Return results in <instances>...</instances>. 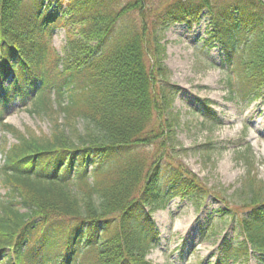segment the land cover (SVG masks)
<instances>
[{
	"label": "trees",
	"instance_id": "obj_1",
	"mask_svg": "<svg viewBox=\"0 0 264 264\" xmlns=\"http://www.w3.org/2000/svg\"><path fill=\"white\" fill-rule=\"evenodd\" d=\"M160 1L0 0V123L15 136L0 147L9 189L0 201V264H151L153 214L177 198L196 211L206 203L210 188L176 161L179 87L160 33L206 18L200 50L220 49L230 98L251 104L264 94V0ZM61 29L60 62L49 45ZM193 58L203 61L200 51ZM22 99L53 123L50 136L2 123ZM197 104L202 122L218 120L209 99ZM252 171L231 195L241 208L219 214L237 223L242 240L224 238L213 264H244L255 253L264 264V184ZM70 181L83 197L67 191Z\"/></svg>",
	"mask_w": 264,
	"mask_h": 264
},
{
	"label": "rangeland",
	"instance_id": "obj_2",
	"mask_svg": "<svg viewBox=\"0 0 264 264\" xmlns=\"http://www.w3.org/2000/svg\"><path fill=\"white\" fill-rule=\"evenodd\" d=\"M206 26L207 20L203 17L201 23L191 29L180 24L160 33L159 41L165 46L164 63L171 73L170 81L179 87L173 104V112L179 116L176 138L181 145L176 161L198 177L210 188L211 193L199 211L190 202L177 199L169 202L165 210L154 214L160 242L147 255L151 264L215 263L223 247L222 239L233 243L241 236L237 223L233 219L219 221V214L221 211L229 214L232 207L241 208L239 200H234L231 195L240 187L248 170L254 169L252 174L264 184V94L252 104L230 98L225 79L229 71L223 66L220 49L200 50ZM50 35V49L61 62L66 57L64 31L54 30ZM152 41L150 36V44ZM195 51H200L202 62L194 60ZM205 98L214 104L218 115L216 122H201L197 100ZM23 100L14 101L4 110L1 116L3 123L13 125L20 132L50 136L53 123L44 114L38 116L32 110V103H23ZM14 142L15 136L5 131L0 124V147ZM207 143H212L209 151L205 149ZM245 157L253 159L251 167L245 164ZM2 163L3 156L0 155V201L6 199V192L9 191L2 182ZM91 181L89 178L88 184ZM33 184L37 189L42 185L57 188L54 184L47 185L39 181ZM67 191L80 198L85 194L74 181L68 183ZM228 198L236 201L235 204ZM211 226L214 227L212 233L208 231ZM201 228L205 229V236L201 234ZM244 264L263 263L255 254Z\"/></svg>",
	"mask_w": 264,
	"mask_h": 264
}]
</instances>
